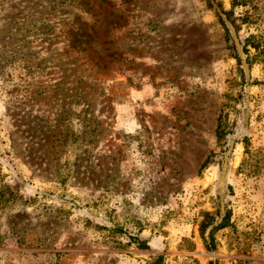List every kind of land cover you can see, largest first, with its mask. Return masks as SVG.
I'll return each mask as SVG.
<instances>
[{"label":"rangeland","instance_id":"374dc122","mask_svg":"<svg viewBox=\"0 0 264 264\" xmlns=\"http://www.w3.org/2000/svg\"><path fill=\"white\" fill-rule=\"evenodd\" d=\"M77 114L32 166L23 123ZM0 167L38 196L0 264H264V0H0Z\"/></svg>","mask_w":264,"mask_h":264},{"label":"trees","instance_id":"16d2710c","mask_svg":"<svg viewBox=\"0 0 264 264\" xmlns=\"http://www.w3.org/2000/svg\"><path fill=\"white\" fill-rule=\"evenodd\" d=\"M228 14H230V12ZM250 37H248L247 39H249ZM253 46L258 49H260L261 47V45L258 43L254 44ZM77 117L82 120L83 133H84L82 136L76 133L75 131H70V128L67 126V122L65 121L66 117L64 115H60L55 119H48L45 121L44 125H42L41 122L35 123V121H32L30 125L23 123L22 126L25 125L28 128L26 130H23V133L27 134V136L25 137L27 140L24 141V143L22 144L26 146L25 152H27V157L30 159L29 163L32 166L38 167L42 171H50L52 167H55L54 172L57 171L59 172L60 168L62 167V164L59 167L60 163L57 160V157H53V161L57 160L56 162L51 161L50 158L53 156V154L57 153L58 150H60L61 148H65L69 144L73 145V143L78 142L80 138L82 142H88V139L90 140L89 142H92V139L89 138V136L92 137L94 134L93 124L90 123L91 118L88 117L82 118L80 117V114H77ZM95 121L100 122L97 119ZM33 124H35L36 127H32ZM226 133H227L226 130L224 129V127H222V123L219 122L218 125L219 137L226 136L227 135ZM44 163H47L46 167H43ZM75 164L79 165L77 163ZM75 172H77V168L75 169ZM68 176L69 177L71 176L70 171ZM61 181L66 182L67 179L66 178L64 179V177H62ZM37 201H38V196L26 197L23 193H21L20 189H15L13 185L8 183L5 180V174L2 172L0 167V211H4L6 208L12 209L15 206H22L25 209L31 205L35 206L38 203ZM63 210H61L60 212L64 213L65 210L64 211ZM28 213L29 212H27L26 210H20L10 215L8 221L14 233L22 237L26 229L29 226H33V221H32L33 218L27 217L29 215ZM49 214L50 215L48 217L53 220L54 217L51 216L53 213L50 211ZM204 216L205 218L203 219V221H201V225H200L201 234L208 249H214L216 248L215 233L217 230L224 228L230 224L231 213L230 211H228L223 217L222 221L219 224L213 226V228L210 231V237H211L210 242H208V240L205 237L206 230L210 225H212L215 222L216 219L215 216H213L210 212H205ZM118 228H119L118 226L113 229L102 225L98 226L99 230L112 229L116 231L119 230ZM136 242H139V246L142 248L148 247L147 243H142L138 238ZM150 264H164V256L163 255L158 256ZM209 264H216V263L214 261H210Z\"/></svg>","mask_w":264,"mask_h":264},{"label":"water","instance_id":"95a60500","mask_svg":"<svg viewBox=\"0 0 264 264\" xmlns=\"http://www.w3.org/2000/svg\"><path fill=\"white\" fill-rule=\"evenodd\" d=\"M212 228H213V226H212Z\"/></svg>","mask_w":264,"mask_h":264}]
</instances>
